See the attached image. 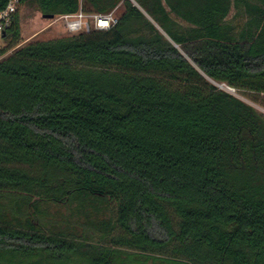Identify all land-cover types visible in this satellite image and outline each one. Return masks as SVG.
<instances>
[{"label":"trees","instance_id":"obj_1","mask_svg":"<svg viewBox=\"0 0 264 264\" xmlns=\"http://www.w3.org/2000/svg\"><path fill=\"white\" fill-rule=\"evenodd\" d=\"M20 5L118 22L2 34L0 264H264V0Z\"/></svg>","mask_w":264,"mask_h":264},{"label":"rangeland","instance_id":"obj_2","mask_svg":"<svg viewBox=\"0 0 264 264\" xmlns=\"http://www.w3.org/2000/svg\"><path fill=\"white\" fill-rule=\"evenodd\" d=\"M233 13L234 12H232L230 17H232ZM19 14L21 18L22 37L24 40V44L31 41L50 40L69 35L63 19L53 20L45 18L42 13L36 8L28 7L25 5L19 6ZM244 20L245 17H240L235 21L238 30L242 28ZM6 45L7 43L2 40V35L0 34V49H3L4 47H6ZM9 53H11V51H9ZM216 84L220 89L227 90L233 93L237 97L255 107L260 112L264 113L263 96L251 91L232 89L224 83ZM52 211H59L60 213H63L65 215L69 213L68 209L64 206H53ZM94 239L96 241L99 240L98 234L95 235Z\"/></svg>","mask_w":264,"mask_h":264},{"label":"built area","instance_id":"obj_3","mask_svg":"<svg viewBox=\"0 0 264 264\" xmlns=\"http://www.w3.org/2000/svg\"><path fill=\"white\" fill-rule=\"evenodd\" d=\"M20 0H9L7 6L0 11V34L11 24L14 15L18 12ZM63 19L66 30L71 33L108 30L118 22L116 12L108 14H86L80 12L75 15H64L53 20Z\"/></svg>","mask_w":264,"mask_h":264},{"label":"crops","instance_id":"obj_4","mask_svg":"<svg viewBox=\"0 0 264 264\" xmlns=\"http://www.w3.org/2000/svg\"><path fill=\"white\" fill-rule=\"evenodd\" d=\"M232 12H234V13H233V15H234V14H235V9H234V8L232 9V11H231V13H230V16H231ZM233 15H232V16H233ZM179 23L182 24L184 27L189 26V24H188L187 22H185L184 20H182V19H179Z\"/></svg>","mask_w":264,"mask_h":264},{"label":"water","instance_id":"obj_5","mask_svg":"<svg viewBox=\"0 0 264 264\" xmlns=\"http://www.w3.org/2000/svg\"><path fill=\"white\" fill-rule=\"evenodd\" d=\"M45 18H48V19H54V16L53 15H43ZM4 34V33H3Z\"/></svg>","mask_w":264,"mask_h":264}]
</instances>
